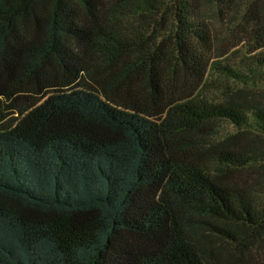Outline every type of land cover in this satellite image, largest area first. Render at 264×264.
<instances>
[{
    "label": "trees",
    "instance_id": "obj_1",
    "mask_svg": "<svg viewBox=\"0 0 264 264\" xmlns=\"http://www.w3.org/2000/svg\"><path fill=\"white\" fill-rule=\"evenodd\" d=\"M211 1L0 0V264H264V3Z\"/></svg>",
    "mask_w": 264,
    "mask_h": 264
},
{
    "label": "rangeland",
    "instance_id": "obj_2",
    "mask_svg": "<svg viewBox=\"0 0 264 264\" xmlns=\"http://www.w3.org/2000/svg\"><path fill=\"white\" fill-rule=\"evenodd\" d=\"M212 0L210 3H213ZM258 2L264 3V0H258ZM214 8V6H213ZM212 8V9H213ZM220 8V7H219ZM206 13V20L208 22V26L213 36L218 38L216 39V43L218 46H228L234 45L236 48H243V44L252 39V36L255 34H261L262 30H249L246 26L238 24L231 25V23H238L239 15L238 8L229 6L227 8H220L221 13H217L216 15L213 10ZM229 24V25H228ZM235 26V27H234ZM224 29L228 31V34L222 35ZM250 32V33H249ZM257 175L254 172L243 170L241 172H236L233 175L232 181L240 182L247 186L250 190H258L256 186H254V181L256 182ZM219 250H222L224 253L229 254V250H225L226 248L218 247ZM253 252L258 258L264 257V243H258L256 246L252 247Z\"/></svg>",
    "mask_w": 264,
    "mask_h": 264
}]
</instances>
